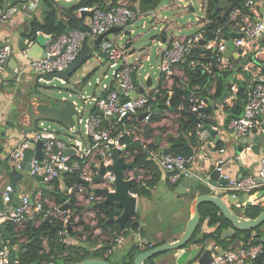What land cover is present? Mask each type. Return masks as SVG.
Masks as SVG:
<instances>
[{"label": "crops", "instance_id": "crops-1", "mask_svg": "<svg viewBox=\"0 0 264 264\" xmlns=\"http://www.w3.org/2000/svg\"><path fill=\"white\" fill-rule=\"evenodd\" d=\"M8 1L18 2V0ZM45 1L46 0H39L37 9L35 11L20 12L13 19L0 26V42L10 43L13 47L10 64L11 60L14 58L17 61L18 66H20L24 63H27L32 57L28 54L27 49L20 47L19 42L21 40L31 41V45H37L39 37L41 36L42 39H44V47L45 38L42 34L38 35L33 33L32 21L34 18H37L41 21L44 20L45 11L47 10V4ZM52 1L56 2V5L59 6L60 11L64 13L66 12V14H68L70 12L69 9L73 7L63 6L58 0ZM138 1L139 0H104L108 6L107 8L113 7L120 3H125L134 9H138ZM179 1L183 2L184 0ZM218 1L220 2L222 0ZM177 4L178 3H175L172 0L164 7H160V4L157 10L153 13L141 12L139 15L140 18L142 16H154L153 27L159 30L158 33L155 34L156 37L150 40L157 42L155 51L152 50V47H150L147 48V52L144 53L142 49L138 48L136 42H134L131 46L136 50L133 53V56L129 59L130 63H134L136 57L140 58V62L136 66L135 74L137 93L139 94L149 95L152 91L157 89L161 83V80L164 78L166 81L165 84L169 89H172L174 86L186 85L185 81H187L188 78L186 62L188 60L177 64L174 67L172 75L166 77L159 69L161 62V51L171 44L172 39L175 36L186 37L195 33H200L202 30H206L205 23L211 20L207 15L208 0H205L202 6L205 11V16L204 18L197 17V20L199 21V28L194 33L183 34L181 33L182 27L179 26L176 21H169V18L166 16L164 18H160V14L157 12L158 10L162 9L172 10L175 8H184L187 11L194 9L191 2H187L185 6ZM226 4H229V2ZM60 16L66 17L65 15L63 16L62 13ZM77 16L78 18L84 17V22L86 24L88 21L87 17L90 15H82L77 12ZM223 16L224 11H222V13H220L218 16L219 21L217 26L227 24L224 30L225 34H230V32L239 33V26L236 25L235 22H229L228 17ZM160 23L161 25H159ZM144 24L148 25V23ZM133 25L127 29H130ZM193 25L194 24L190 21L187 24V27L191 28ZM217 26L215 28H217ZM229 27H231L230 31ZM123 36L124 34L122 32L111 34L109 40H104L101 46L96 48V51L92 56V59H94L95 62H86L72 77L66 79L65 81H61L66 85L65 89L61 90L65 91L69 95L76 93L75 95L79 99V107L85 106L87 113L92 112L90 108L93 103L86 104L80 100L79 96L81 94L87 93L96 96H102L105 95L109 89L115 87V81L111 77L112 69L109 67V63L101 50L103 45L109 42L119 44V40H124L121 44L125 45L127 41L126 37ZM96 38L87 43H94ZM127 50L129 54H131V48H128ZM23 51H26V53ZM98 54H101L100 58H98ZM232 56L239 60V63L238 65H234L235 67H232L234 68L235 73L227 83L229 84L227 85V92H229L230 95L221 104L218 103L221 99L212 100L210 103L203 101L206 106L209 104L214 106L212 111H207L209 112L207 118L210 121L209 124L215 130V133H212L205 127L208 131V138L204 145H202L199 140L198 146L195 148V161L191 166L192 170L195 172H207L215 165H218L217 162L219 159H223L222 165L224 172H227L228 174L235 177H241L250 171H256L258 169L259 159L264 154V134L258 136L259 143L261 144L260 152L258 154L251 150H247V147L249 146L248 144H244L245 148L242 151H239L238 148L241 145V139L237 138V136L227 127L228 118L226 117V106L231 105L236 99V95L239 90V82H245L247 85L249 78V72L245 71L243 67V64H246L250 61L248 60L249 55L239 57V55H236L232 51V55H230L229 58ZM229 58L225 67H222L214 62H209V64L205 62V65L201 67L204 69V71L212 73V66L214 65H217L221 69L230 67L231 64L229 63ZM187 66L190 68H195L191 66L190 61L188 62ZM154 74L156 75L155 78L153 77ZM212 74L214 75V73ZM41 82H43V80L39 81L33 71L26 70L25 72L17 74L16 76L11 74L7 80H5L0 85V190H3L9 184H12V177L14 174H16L15 171H17L12 167L9 157L10 153L14 151V149L18 147L19 144H22L25 141L29 142L38 129V121L35 120L36 105L40 102L48 101L51 94H53L40 93L38 89L39 83ZM235 84L237 85L235 87L236 89L234 90L232 87H234ZM215 90V84H212L210 92L214 93ZM169 113L177 114L179 125L177 127V133L172 134L177 136L180 129L179 116L181 115V110L174 111L168 109L163 112H157L155 113L158 116L157 119L150 120L149 122L144 121V124H150L152 127H154V132L148 138L139 137L135 127H129L126 129V131H128V129H132L135 137L146 144L154 145V148L150 150V155L154 160L153 163L155 164V169L153 170L152 168L148 169L146 167L138 166L132 169V171L135 170L137 173L134 182L135 184H139L140 187V191L135 192V194L141 193L144 195V199L146 200L138 201V212L136 216L132 218L138 221V228H128L127 225L122 229L119 227L118 230L103 228L98 224L99 215L104 216V213L100 212L101 208L95 207L94 205L87 202V193L89 192V188H86V195L78 194V192L75 191V196L77 197L76 206H79L80 210L69 207L70 214L68 216V221L71 224L70 228H68V223L62 226L60 223L63 221L59 219L49 220L51 227L48 231V234L42 236L43 248L41 255L48 256L50 252V237L54 233L59 237L58 242H62L63 250L59 251V254L57 255V259L62 263L64 262L63 258L69 256L70 252L76 254V252H78L77 250H79L80 254H88L89 256L87 258H106L107 256L113 264H127L125 261L127 259V253L132 247L138 246L136 239L139 241L138 243H140L139 247L151 248L166 242L177 241L182 236L186 230L190 218L195 213V205L191 199H188V197L185 196H175L173 198L171 195V187H176L178 184H170L166 172L162 169L156 158V155L161 154L166 150L167 147H169L168 139L172 135H167V132H169L170 129L168 126H165V123L163 124L164 119H166V116H169ZM111 119L113 120L114 118ZM57 127L58 128L54 127L57 134L70 143L76 140V138L82 139L86 145H89L92 142V140L85 135L82 127L79 125L77 126V124L74 127H70L69 125L65 124H58ZM164 129L167 131H164ZM154 137H161L162 141L160 140V143L156 144L154 142ZM220 149L225 150L221 152ZM80 159L81 157L79 155L73 157V160ZM127 160L134 161V158L133 156H127ZM87 162L92 166L91 169L93 171V178L95 180L98 172L96 169H94V166L99 164V156L95 153H92L90 154V158L87 160ZM17 184L18 190L15 192L14 198L10 204L12 206L19 203L20 195L22 193H33L40 189L43 190L45 198H47L52 203H57L55 196L48 192V189L51 190L53 185L47 187L43 180L37 179L36 176H33L30 173L20 179ZM66 186L67 185L64 179L63 182H60V188L63 189L64 192H67ZM80 195H84V198L81 199ZM251 199H256L255 194L249 196L248 200ZM67 202L66 204L68 207L70 204L69 197ZM258 206L264 209V201ZM209 221L210 216L206 214L203 215L201 225L194 237L195 241L183 248L171 250L161 254L158 257V264H196L198 259L197 254L199 253V249L197 247L199 246V243H201L197 241L199 239H207L206 241H208V244H210L211 247L218 248L219 250H222L221 248L228 250L229 248L243 247L247 245L246 236L244 238L234 239L233 241L232 238L222 239L220 237L222 230H218L217 224L211 226ZM41 223L42 221L37 224L33 223V227L38 228ZM26 226L27 224L23 226H17L12 222H5L2 220L0 221V232L2 238H6L3 246H7L11 253L13 251L16 252L17 260L14 264H21L20 256L22 252H24L25 246L33 240L31 239L30 232H26ZM57 226H61L62 230L57 229ZM87 226H90L91 230H88L89 228ZM258 231L260 233L258 238L261 242L264 240V225L261 226ZM119 236L123 237V240L120 243H113L111 245L112 241ZM107 246L109 247L107 248ZM111 247L112 252L107 255V251ZM103 248H107V250L100 253V250ZM146 264L152 263L151 261H148Z\"/></svg>", "mask_w": 264, "mask_h": 264}, {"label": "built area", "instance_id": "built-area-1", "mask_svg": "<svg viewBox=\"0 0 264 264\" xmlns=\"http://www.w3.org/2000/svg\"><path fill=\"white\" fill-rule=\"evenodd\" d=\"M38 3L39 0H18V2L0 0V26L13 19L20 12L35 11ZM90 10L93 11V15L87 17L86 29L75 28L58 35L42 33L38 30L36 34H42L45 38L46 56L31 57L27 63L17 65L15 68L10 66V58L13 53L12 45L0 42V85L7 80L12 72L17 75L26 70L33 71L39 81H44V75L62 71L74 62L88 40H93L99 34L107 32L114 26H121L123 29L129 28L141 13L138 9H134L125 3L110 8H103L99 5L82 6L78 12L81 14V12ZM228 21L235 22L240 28V37L234 39L236 48L233 52L239 57L249 55L251 60L243 64L244 70L249 72L247 99L243 113L239 116H231L227 120V127L239 139L253 137L255 134L260 136L264 134V0H246L242 7H238L230 13ZM226 26L227 24L218 25L217 28L202 30L200 33L186 37H173L171 44L161 51L159 69L162 74L166 77L172 75L174 67L188 60L197 47H202L214 54L216 56L215 63L225 67L227 62H225L224 52L228 47V40L224 37ZM208 33L214 36L210 40L207 39ZM238 48L242 50L241 53L238 52ZM101 51L112 69L111 77L115 81V87L109 89L102 96L88 93L81 94L79 96L81 101L86 104H95L101 113H87L85 106H81V115L76 122L77 126L82 127L83 132L92 142L86 145L82 139L76 138L70 143L60 137L56 130L45 121L38 123V129L30 140L34 143L39 140L43 141V159L33 157L30 162V172L33 176H43V182L47 187L52 186L55 180L63 182L65 173L75 172L79 174L80 178L87 180L88 183L80 182L69 188L66 187L69 192L77 191L78 194L86 195V188L92 190V188L106 187L109 190H114L113 185L110 183L114 178L113 174L106 172L102 182H96L93 178L92 166L87 162L90 154L95 153L99 156V164L95 165L94 169L101 162H104L105 165L112 163V147L110 144L120 150L126 149L127 145L121 141L123 134L117 137L112 136L113 126L106 127V121H111V118H114L119 122L124 117L129 120L143 112H148L142 119L143 122L151 120L153 113L149 107V95L137 93L135 74L140 58L136 57L134 63H130L129 59L133 54H129L124 44L109 42L103 45ZM23 52L26 53V51ZM100 57L101 54H98V58ZM206 63L209 64V62ZM190 64L196 68L205 65V62L193 58L190 60ZM236 85L232 87L234 90ZM197 101L198 99H191V102ZM204 106L206 105L201 101L198 105L194 104L191 110L196 112ZM197 130L199 140L204 145L208 138L205 124L198 123ZM27 147L28 142L25 141L10 153L12 167L17 171L21 168V162L24 160V149ZM68 148L72 150L69 153H67ZM224 150L220 149L221 152ZM247 150L252 151L250 146L247 147ZM76 155H79L81 159L73 160ZM156 158L172 185L179 184L184 176L188 174H193L199 179L202 178L199 172L192 170L191 166L195 161L194 155L186 156L164 151L156 155ZM217 163L221 172L220 177L227 180V183L219 189L227 195L236 196L243 193L254 195L259 190L264 189V154L259 159L258 169L241 177H235L224 172L223 159H219ZM136 175L135 170H127L126 176L128 179L134 180ZM12 192V184L0 190L4 201V208H0V221L12 222L17 226H23L29 222L37 224L52 219H59L63 221V224L69 222L70 209L65 207V204L50 202L44 197L42 189L33 193H22L20 195L21 204L14 206L10 205L14 198L11 195ZM84 195H80V198L83 199ZM104 198V194L92 191L87 193V202L92 205L103 201ZM1 240L2 235L0 232ZM122 240L123 237L119 236L112 241L111 245L120 243ZM263 251L264 246L261 243L229 248L221 255L215 254L209 264H253V261ZM111 252L112 247L108 249L107 255ZM10 256V249L7 246H0V264H14ZM42 264H56V262L51 260Z\"/></svg>", "mask_w": 264, "mask_h": 264}, {"label": "water", "instance_id": "water-1", "mask_svg": "<svg viewBox=\"0 0 264 264\" xmlns=\"http://www.w3.org/2000/svg\"><path fill=\"white\" fill-rule=\"evenodd\" d=\"M59 3L63 6H74L79 4L82 0H58ZM163 0H139L138 1V10L142 13H153L157 10L159 5ZM82 15H93V11H85L81 12ZM146 26L145 24L143 25ZM231 27H229V31ZM123 33L126 37L125 47L131 48V54L135 52V48L131 47L134 42L138 44L142 40L141 34H135L132 29H123L121 26H114L110 28L107 32L99 34L97 38L94 40V43H86L81 49L78 57L74 62H72L67 68L62 71L53 72L50 74H46L43 76L44 81L53 82L54 80H66L72 77L95 53L96 48L100 47L104 40H109V37L113 33ZM156 37L154 34L148 40H152ZM225 39L228 40L227 50L224 52L226 56L225 62H227L230 55H232V51L236 48L234 38H239L240 34L236 32H230V34H226ZM44 39L39 37V41L37 45H31V41L21 40L19 45L23 49L28 50V54L32 57H45L46 51L43 47ZM241 49L238 48V52L241 53ZM11 59V58H10ZM248 60H251V56H248ZM17 61L13 58L11 60V68H15L17 66ZM13 75L16 76L14 72ZM229 85V84H227ZM76 93L69 95L64 91H58V93L51 94L48 101L40 102L36 105V116L35 120L39 122L45 121L49 123L51 126V122H55L57 124H65L70 127H74L76 125L78 117L81 115L80 107H79V99L75 95ZM229 92H226L224 96L218 103H222L228 96ZM76 97V98H75ZM214 106L211 104L200 107L196 112H207L212 111ZM90 110L94 113H101L98 108H96L95 104H92ZM153 110V108H151ZM148 112H143L139 114V118L142 120ZM126 124L128 123V119L124 117L122 119ZM209 131L215 133L214 129L210 124H206L205 126ZM239 151H242L245 147L244 144H248L252 151L256 154L260 152V146L258 140V135L255 134L253 137L243 138L240 140ZM112 147L111 156L113 162L105 165L104 162H101L99 166H96L98 174L95 177L96 182H102L104 175L106 172H111L114 176L113 180L110 183L113 185L114 190H109L108 188L97 187L93 190L89 189V192L93 191L98 194H104L105 198L101 202H97L94 204L95 207H99L103 210H107L109 205L115 203L120 208V214L117 216L116 220L119 224L120 229L125 228L128 221L134 218L137 214V203L138 201H146L144 195L141 193L135 194L134 185L135 182L133 179H128L126 176L128 169L136 168L137 165L135 161H128L125 155H121V152L124 150H120L110 144ZM35 148V150H34ZM43 141L39 140L34 143L32 141L28 142V147L24 149V160L21 162V168L18 171H15L16 174L12 177V186L13 192L11 195L14 197L15 192L18 190V182L25 175L31 174V160L33 157L38 159H43ZM71 151L68 148L67 153ZM220 170L218 166L215 165L207 172L204 171L200 173L202 178L199 179L193 174L185 175L182 179L181 183H179L176 187H171V195L173 198L175 196H185L188 199L193 201L195 205V213L190 218L185 232L182 236L174 242H166L163 244H159L153 246L151 248H142L139 247L140 243L136 239L137 245L131 248V250L126 255V263L127 264H146V262H150L152 264H158V257L168 251L176 250L187 246L188 244L195 241V235L198 228L201 225V220L203 215L211 216L213 214H217L218 216H224V218L228 221V225L223 226L222 222H218L217 227L218 230L221 231V238L228 239L235 237V239L244 238L248 233L252 237L256 238V242H260L259 231L258 229L264 225V209L255 217H247V209L254 207L256 205L261 204L264 201V189L259 190L255 193L256 199L248 200L250 194L243 193L234 195H227L223 190L219 188L227 183V180L223 177H220ZM37 179L43 180V176H36ZM81 182L88 183L87 180L80 178ZM21 204V200L17 205ZM67 207V204H65ZM0 208H4L3 197L0 194ZM148 213V212H146ZM214 224V225H216ZM70 223L68 222V228H70ZM145 225V224H144ZM211 225V226H214ZM224 228V229H223ZM57 229L62 230L61 226H57ZM5 235V234H4ZM6 236V235H5ZM207 239H199L197 240L199 246L198 259L196 264H209L215 254H223L225 249L211 247L208 244ZM6 238H2L0 241V246L4 245ZM11 260L13 263L16 262V252L11 253ZM71 264H113L110 260L105 258H87L79 262L71 263Z\"/></svg>", "mask_w": 264, "mask_h": 264}, {"label": "trees", "instance_id": "trees-1", "mask_svg": "<svg viewBox=\"0 0 264 264\" xmlns=\"http://www.w3.org/2000/svg\"><path fill=\"white\" fill-rule=\"evenodd\" d=\"M47 10L45 11L44 20H38L34 18L32 21V30L33 33L39 30L42 33L58 35L64 32H67L71 29L81 28L86 29L85 18H78L77 12L82 6H93L99 5L100 7L107 8L108 6L104 0H82L79 4L71 7L69 13L61 12L57 3L52 0H46ZM229 8L224 11L225 7H221L218 0H208V9L207 15L211 21L205 23V29L211 30L217 26L219 21V14L224 11L223 17H228L230 13L238 8L242 7L246 0H228ZM66 16L61 17L60 15ZM79 13V12H78ZM214 36L211 33L207 34V39L210 40ZM90 42V40H88ZM199 59L202 62H216V56L211 52L205 50L204 48L198 47L193 50L192 54L189 56L188 61L186 62L187 67V81L185 86H174L172 89H169L165 84V78L161 80L160 85L149 94V107L153 108L151 120H155L158 116L155 114L157 112H163L165 110H181V115L179 116L180 129L177 136H171L168 139L169 147L166 148V152H173L177 154H183L186 156L194 155L195 148L198 146L199 137L197 125L202 122L203 124H209V119L207 118L209 112H194L192 107L198 105L199 102L205 101L210 103L212 100H220L224 94L227 92V83L230 81V78L234 76V65L239 63L234 56L230 57L229 63L230 67L221 69L217 65L212 66V73L204 71L201 66L196 68L188 67V62L193 59ZM212 84H215L216 90L214 93L210 92ZM239 90L236 95V99L229 106H226L227 118L231 116H239L243 113L244 105L247 99V85L245 82H239ZM198 99L197 102H191V99ZM112 127V136L117 137L120 134H123L121 141L125 143L126 149L121 152L125 156H133L134 161L138 167H146L148 169H155V164L150 155V150L154 148L153 144H146L140 139L136 138L133 134L132 129L129 127H135L137 129L139 137L148 138L154 132V127L150 124H143V120L139 118V115L133 116L129 122L126 124L123 121L116 122V120L106 121V127ZM66 187L69 188L75 184L81 182L79 174L75 172H67L64 174ZM53 188L48 192L55 196L57 199V204H66L68 197L70 198L69 207H73L76 210H80L79 206H76L77 197L74 192H64L60 188V183L58 180L53 182ZM134 192H139V184L134 185ZM69 203V202H67ZM262 207L256 205L254 207L247 209V216L255 217L261 211ZM101 213H104V216L99 215L98 224L103 228H109L112 230H118L119 224L116 220L117 216L120 214V208L117 204L112 203L109 205L107 210L100 209ZM218 222H222L223 226L228 225V221L224 216H218L213 214L210 218L209 223L214 225ZM62 226L64 225L61 222ZM139 226L138 221L131 219L127 223L128 228L137 229ZM51 227L49 220H44L38 226V228L33 227V223L29 222L26 226V232H30L31 239H33L29 244L25 246L24 252L20 256L21 264H41L44 261L48 262L54 260L56 264H67L71 262H79L87 258L88 254H80L79 250L76 254L71 253L67 257H64V262H60L57 258L59 251L63 250L62 242H58L59 237L56 234H52L50 237V252L48 256L41 255L43 248V235H47ZM91 230L90 226H87ZM210 236V235H209ZM208 236V237H209ZM211 237V236H210ZM259 237V236H258ZM235 237H232V241ZM249 241V242H248ZM248 242V243H247ZM261 243L264 246V240L261 242H256V238L252 237L250 233L246 236V244ZM109 245V244H108ZM109 246H107L108 248ZM107 248L100 250L105 252ZM105 259L109 260V257L106 256ZM253 264H264V251L261 253L258 258L253 261Z\"/></svg>", "mask_w": 264, "mask_h": 264}, {"label": "rangeland", "instance_id": "rangeland-1", "mask_svg": "<svg viewBox=\"0 0 264 264\" xmlns=\"http://www.w3.org/2000/svg\"><path fill=\"white\" fill-rule=\"evenodd\" d=\"M172 0H163L161 2V6L160 7H164L167 5V3H169ZM205 0H184L183 2L179 1V0H173V2L178 3L177 5H181V6H185V4H187V2H191L193 4V10L187 11L184 8L178 9H162V10H158L157 12H159L160 14V18H164L165 16L169 18V21L173 20L176 21L178 23L179 26L182 27L181 33L183 34H191L194 33L195 31H197V29L199 28V21L197 20V17H202L204 18L205 16V11L203 9V3ZM228 2V0H222L219 2L221 7H225L224 11H226L229 8V4H226ZM154 16H142L140 18V16L137 18V20L135 21V24L130 28L132 30H134L135 34H141L142 35V40L141 42H139L137 44L138 48L142 49L143 52H147V48L152 47L155 51L156 47H157V42L156 41H150L148 40L150 38V36L157 34L158 33V29H155L154 26ZM192 22L194 25L189 28L187 27V24L189 22ZM144 23H148V25H146L145 27L143 26ZM165 24V23H162ZM161 25V23L159 24ZM180 33V34H181ZM124 40H119V44L123 43ZM146 49V50H145ZM90 62H95L94 59H92V57L88 60ZM87 61V62H88ZM238 65V64H237ZM235 67V66H233ZM153 77L155 78L156 75L154 74ZM156 82V81H155ZM66 85L64 83L61 82V80H54L53 82H46L43 81L41 83H39V92L40 93H58V91H62L61 89H65ZM65 93V91H64ZM169 116H166V119H164L163 124L165 123V126H168V128L170 129L169 132H167L168 134H176L177 133V127H178V117L177 114H172L169 113ZM53 128H58V124L55 122H51ZM164 131H167L166 129H164ZM174 136V135H172ZM154 142L160 143V140L162 141L161 137H154Z\"/></svg>", "mask_w": 264, "mask_h": 264}]
</instances>
